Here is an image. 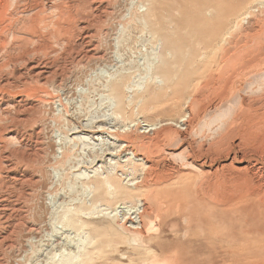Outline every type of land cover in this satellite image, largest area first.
<instances>
[{
	"label": "rangeland",
	"instance_id": "1",
	"mask_svg": "<svg viewBox=\"0 0 264 264\" xmlns=\"http://www.w3.org/2000/svg\"><path fill=\"white\" fill-rule=\"evenodd\" d=\"M131 1L109 0L105 8L94 10L91 0H0L6 11L5 21L0 24V34H2L0 42L4 44L0 49V86L9 83L10 86L6 90L15 95H9L10 99H6L7 101L3 103L0 102V200L5 197L8 200L7 205L9 204L7 206L9 209L0 211L2 215L0 216V244L2 243L0 257L3 255L0 258V264H25L26 261L23 260L29 255L28 253L31 254V245L35 244L34 249H40L36 243L41 234V238H43L50 229L48 220L52 211V207H49L51 206L50 196L57 187L52 172L55 168L65 171V181L73 182L75 186V192L68 190V195L64 198L60 197L59 202L63 198L66 204L72 208L83 204L89 206L90 201H98L100 207L102 205L100 216L97 214L96 217L93 215L84 216L87 222L90 221L97 226L99 222L105 225L119 224L122 222L124 214L129 212V208L133 209L138 204L145 202V205L149 206V208L146 206L145 213L147 212L150 219L156 224L149 233L143 235V242L139 244L141 247L138 243L129 240V236L113 233L112 237H109L112 240L111 243H105L100 249V253L95 250L94 257L90 261L92 264H145L152 260L160 261V259L161 264H165V262L167 264L169 262V264H240V259L246 260L247 264H264V174L256 176L254 171L256 166L264 168V38L260 39V35H264V33L256 32L264 27V6L261 4V6L259 5L261 9L253 8L250 11L251 17L248 18L249 22L253 23H241L237 28L232 29L231 35L227 37V41L221 43L222 45H216L213 36L208 35L210 31L213 34L211 26L208 31V27L202 28L200 25L185 29L182 31L185 33L187 30L183 38L174 41L175 46L181 49L178 50L180 57L176 61L168 56L167 51L169 50L165 47L166 43L164 42L163 53L167 58L164 65H160L156 70L170 76L172 87L157 89V83L151 79L152 74L145 78L144 74L139 75L134 81V91L133 89L126 91L122 84L117 85L116 95L120 101L117 112L119 111L120 115L116 116L114 114L116 108L107 106L98 96L101 83L97 81L98 83L88 85V80L98 68L103 66L102 68L110 72L116 66L117 63L112 58L114 38L120 24L126 21L124 16ZM185 1H158L159 5L153 13L164 14L159 22L152 24L153 28L155 27L158 31L155 34L158 39L163 38L164 33L179 32V25L173 20V17L180 16L181 12H184L186 16L193 13L197 5L195 3L188 4L182 9L180 6ZM109 4L110 6L107 7ZM246 4L245 0L239 4H232V6L242 12L244 10L242 7H245ZM172 6L174 8H171ZM200 17L202 16L198 18ZM136 22L133 20V24H130L133 36L131 37L132 47L127 51L128 54L130 52V55H136L140 49L143 52L146 50L141 47L142 43L137 44L141 29ZM222 30L223 27L219 28L217 33ZM86 33L91 34L89 39L84 38ZM194 34L196 35L194 36ZM232 34H236V37ZM89 40H93V43L97 44H95L96 49L98 45L100 46L97 52L101 55L105 54L104 60L96 61L95 57L84 56L89 45L85 42ZM203 40H211L213 44H204ZM199 41L201 42L199 43ZM204 52L211 54L206 55ZM204 56L208 58L205 59ZM236 58H241L242 61L238 59L242 63L241 66ZM259 59L263 62H260L262 67L257 69L260 73L256 71V68L250 66L251 63H248ZM173 61L176 64L175 68L172 66ZM31 62L47 67L46 82L42 83L41 80L35 79L32 74L26 71ZM126 62L129 63V60ZM237 65L238 67H236ZM129 66L134 67V64L130 63ZM244 66L247 69H244ZM198 68L200 69L198 70ZM244 70H250V72H244ZM251 72L254 73L251 74ZM23 80L25 81L23 82ZM129 80L127 78L124 82H129ZM87 88L94 90V95L91 94L95 101L93 120L96 118L97 120L93 121V124L97 128L102 126L104 130L98 133L82 131L71 135L70 128L75 124L79 127L82 124V126H87V129L91 128L89 124L87 125L84 113L87 108L88 96L83 95L82 97L81 95V91ZM127 92L128 95H132L134 102H127ZM4 93L7 96V92ZM25 94H29L30 97H26ZM18 95H23L32 103L24 113L21 111L27 106H18L12 102L11 98ZM40 96H46L44 98L48 101L46 103L39 102ZM96 96L97 98H94ZM81 110L83 112H80ZM185 116L188 120H185ZM147 123L154 126L159 124L161 128L156 126L157 130L153 134H148L143 132ZM169 127L175 131L176 135L178 134L177 139V136L173 139L166 138L170 143L163 139V133ZM41 128H45L44 130L47 132L42 131ZM27 131L31 133L29 134ZM57 133L61 134L60 136L63 138L68 136L66 137L67 157L62 161L64 167L62 163L57 164L53 160L55 154L59 153L57 146L59 134ZM25 134L27 137L24 136ZM117 134L119 135L117 136ZM127 134H131L133 137L137 136L138 139L146 142L148 152L151 151L147 163L136 161L122 150L121 147L124 143L122 139ZM53 135H56L54 137L56 139L51 138ZM120 136H122L121 139ZM70 137H73V140ZM44 138H47L46 141ZM37 139L38 141H36ZM92 147L94 150L91 149ZM164 149L167 153L163 151ZM156 154L157 156H155ZM260 159L261 161H259ZM146 164L149 165V169H145ZM70 165L72 166L70 167ZM169 165H173L177 170L170 168ZM260 172H264V169H261ZM129 173L132 174L129 175ZM73 174L78 175V178H75V175L73 177ZM100 174L113 182L116 181L115 183L119 185L126 186L127 183H130L137 186L138 189L136 191L127 189L128 194L118 197L110 196L106 187H102L97 193L96 191L92 192L91 196L88 193L85 194L83 187L85 185L102 186L103 180ZM17 176L21 178L19 179ZM96 176L99 179H94ZM158 176L159 178H157ZM39 178L41 179L38 180ZM20 180H22V184ZM47 188L48 190H46ZM119 206H124L126 209L121 210L118 208ZM150 206L153 210L150 209ZM187 206L189 207L186 208ZM151 214L154 218L151 217ZM25 215L26 217H23ZM7 217H11L12 220ZM3 219L6 220L3 221ZM147 222L148 217L145 218V223ZM32 227H35L36 230H33ZM39 227L42 229L40 228V230ZM60 232L62 233V231ZM70 235L75 236V233ZM8 237L12 239L9 240ZM31 237L32 239H30ZM11 241L14 244L13 247H10ZM82 241L80 238L79 244ZM242 244L245 245V252L240 251ZM145 248L154 251L155 256L150 255L148 249ZM231 248L234 249L232 253H230ZM68 253L69 251H66V255ZM57 254V264H65V255ZM8 259L9 261H7Z\"/></svg>",
	"mask_w": 264,
	"mask_h": 264
},
{
	"label": "bare ground",
	"instance_id": "2",
	"mask_svg": "<svg viewBox=\"0 0 264 264\" xmlns=\"http://www.w3.org/2000/svg\"><path fill=\"white\" fill-rule=\"evenodd\" d=\"M93 5H94V10L96 9H99V8H105L108 1L109 0H91ZM115 1V0H114ZM131 1V0H130ZM159 0H135V1H131V3L129 2V7L127 9V13L126 15L124 16L126 21L125 23L123 24H120L118 30H117V34L114 38V50L112 51L113 52V56L112 58L114 59V61L117 63L116 66L114 67V69H112L110 72H108L105 68H98L97 71H95L94 75H92L90 78H89V84H94L95 82H100L101 83V86H100V89H99V92H98V96L101 97L103 99V102L106 103L107 106H111V107H115L116 108V111L114 112V114L116 116H119L120 115V112L118 111L117 112V109L118 107H120V101L118 100V97L116 95L117 93V90H116V86L117 85H123V88L127 91H130L133 89L134 91V81L137 79V77L141 74H144V78L145 77H148V75H151V79L154 80L155 83H157V89H164V88H169V87H172V85L170 84V76H168L167 74H165L164 72H158L156 69H159L158 67L160 65H164V61L165 59L167 58L164 53H163V50H164V42L166 43L165 44V47L168 48L169 51H167V54L168 56H170L172 59L174 58L175 61L177 60L178 57H180V53L178 50H181L180 48L176 47L175 46V43L174 41H178L179 39L183 38L184 34L186 33H183L182 31H184L185 29L189 28V27H192V26H195V25H200V27H208V31L210 30V26L211 28L213 29V34H211V31L208 33L209 36H213V40L215 41L216 45H220L223 41H227V37L229 35H231L230 31H233L232 29L234 28H237L241 23L245 24V22H249L250 20L248 19L249 17H251L250 15L252 14L250 11H252L253 8L255 7H259L261 6V4L264 6V0H246L247 1V4L246 6L242 7L244 8V10L242 12H239L237 9H235L232 4H239L245 0H186L185 3H183L180 7L183 9L186 5L188 4H193L195 3L197 6L196 8L194 9L193 13L190 14L189 16L185 15L184 12H181V15L179 16H175L173 17V20L176 21V23H178L179 25V29L178 31L179 32H167V33H164L163 34V38L161 39H158L155 34H157V29H155V27L153 28V25L154 23L156 22H159L160 19L163 18V15L164 14H155L153 13V11L158 7L159 5ZM125 5V4H124ZM260 5V6H259ZM110 4L107 6L109 7ZM116 6V5H115ZM127 7V6H126ZM178 7V6H177ZM238 7V6H237ZM171 8H174V6H172ZM11 9V8H10ZM89 9V8H88ZM109 9V8H108ZM111 9V8H110ZM102 10V9H101ZM114 10V9H112ZM177 10V8H176ZM40 11V10H39ZM110 11V10H109ZM115 11V10H114ZM138 11V13H136ZM189 11V10H188ZM162 12V11H161ZM260 12V10H259ZM111 13V12H110ZM258 13V12H257ZM256 13V14H257ZM5 14H6V11L4 10L3 8V4L0 2V24L1 23H4L5 21ZM8 14V13H7ZM108 14V13H107ZM113 14V13H112ZM261 14V13H260ZM40 15V14H39ZM116 15V14H114ZM255 15V14H254ZM253 15V16H254ZM119 16V15H118ZM199 16H202L200 18H198ZM257 16V15H256ZM259 16V15H258ZM122 17V16H121ZM263 17V16H262ZM261 17V18H262ZM123 18V17H122ZM121 18V20H122ZM255 18V17H254ZM260 18V17H259ZM252 19V18H250ZM33 20V19H32ZM89 20V19H88ZM124 20V19H123ZM133 20H136V24L138 23L139 24V27L141 29V33H140V36H138V42L137 44L139 43H142L141 47L145 48V52H143V50H139L136 55H130V52L129 54L127 53V51L130 49L131 46V37L132 36V32H131V23L133 22ZM171 20V18H170ZM169 20V21H170ZM37 21V20H36ZM93 21V20H92ZM244 21V22H243ZM34 23V21H33ZM122 23V22H121ZM250 23V22H249ZM249 23H248V26H249ZM253 23V22H251ZM250 23V24H251ZM133 24V23H132ZM167 24V23H166ZM85 26V25H84ZM133 26V25H132ZM136 27V26H135ZM138 27V26H137ZM136 27V28H137ZM138 27V28H139ZM172 27V26H171ZM223 27V30L220 31L219 33H217V30L219 28ZM241 27H243L241 25ZM251 27V26H250ZM2 28V27H1ZM7 28V27H6ZM3 29V28H2ZM155 29V30H154ZM163 29V28H162ZM231 29V30H230ZM246 29V28H245ZM257 29V28H256ZM1 30V29H0ZM108 30V29H107ZM137 30V29H135ZM139 30V29H138ZM172 30V29H171ZM174 30V29H173ZM206 30V29H205ZM237 30V29H236ZM264 27L260 28L259 30H257L256 32L257 33H264ZM88 31V30H87ZM134 31V30H132ZM140 31V30H139ZM248 31V30H247ZM84 32V31H83ZM135 32V31H134ZM239 32V31H238ZM94 33V32H93ZM113 33V32H112ZM230 33V34H229ZM234 33V32H232ZM134 34V33H133ZM137 34V33H136ZM240 34V33H239ZM2 35V34H0ZM95 35V34H94ZM196 34H194L195 36ZM235 37H236V34H234ZM232 34V36H234ZM238 35V34H237ZM257 35V34H256ZM91 36L90 33H86L84 38H87L89 39ZM103 36V35H102ZM189 36V34H188ZM1 37V36H0ZM135 37V36H134ZM247 37V36H246ZM261 38H264V35H260V39ZM93 39V38H92ZM189 39V38H188ZM229 39V38H228ZM237 39V38H235ZM234 39V40H235ZM82 40V39H81ZM84 40V39H83ZM102 40V39H101ZM135 40V38H134ZM231 40V39H230ZM2 41V40H1ZM76 41V40H75ZM80 41V40H79ZM5 42V41H4ZM81 42V41H80ZM107 41L105 40V43ZM201 41H199L200 43ZM236 42V41H235ZM257 42V41H256ZM85 43H89L88 45V50H86V52L84 53V56H86L87 58H90V57H95L94 59L97 61H99V59H103L104 60V55H101L100 53L97 52V49L100 47L99 45L97 46V49H96V43H93V40H89V41H86ZM99 43V42H98ZM101 43V42H100ZM203 43L204 44H213L211 42V40H207V41H204L203 40ZM218 43V44H217ZM224 43V42H223ZM244 43V42H243ZM251 43V42H250ZM96 44V45H95ZM134 44V43H133ZM187 44V43H186ZM189 44V43H188ZM193 44V43H192ZM198 44V43H197ZM231 43L229 42V45ZM238 44V43H237ZM190 45V44H189ZM222 45V44H221ZM251 45V44H250ZM258 45V44H257ZM4 46L3 42H0V49H2V47ZM43 46V45H42ZM135 46V45H133ZM45 47V45H44ZM187 47V46H186ZM196 47V46H195ZM214 47L215 44H214ZM244 47V46H243ZM81 48V47H80ZM109 48V47H108ZM135 48V47H134ZM137 48V47H136ZM191 48V47H190ZM209 48V47H208ZM213 48V47H212ZM211 48V49H212ZM252 48V47H251ZM23 49V48H22ZM85 49V48H84ZM101 49V48H100ZM205 49V48H203ZM217 49V47H216ZM224 49V48H223ZM242 49V48H241ZM40 50V49H39ZM42 50V49H41ZM192 50V48H191ZM252 50V49H251ZM46 51V50H45ZM77 51V50H76ZM204 51V50H203ZM232 51V50H231ZM71 52V51H70ZM100 52V51H99ZM106 52V51H105ZM111 52V53H112ZM192 52V51H191ZM190 52V53H191ZM210 52H212L210 50ZM257 52V51H256ZM104 53V52H103ZM183 53V52H182ZM206 53V52H204ZM209 53V52H208ZM250 53V52H249ZM80 54V53H79ZM186 54H188L186 52ZM211 54V53H210ZM210 54H207L206 55H210ZM204 55V54H203ZM29 56V55H28ZM109 56V55H108ZM132 56V58L130 59V57ZM189 56V55H188ZM43 57V56H42ZM82 57V56H81ZM190 57V56H189ZM205 57V56H204ZM238 57V56H237ZM46 58V57H45ZM208 58V57H205V59ZM248 58V57H247ZM251 58V57H250ZM30 59V58H29ZM35 59V58H34ZM107 59V58H106ZM197 59V58H196ZM195 59V60H196ZM199 59V58H198ZM201 59V58H200ZM234 59V57H233ZM239 59V58H238ZM236 58V60H238ZM241 59V58H240ZM239 59V60H240ZM258 59V58H257ZM109 61V59H107ZM129 60V63L126 62ZM204 59H202L203 61ZM238 60V61H239ZM250 60V59H249ZM248 60V61H249ZM253 60V59H252ZM261 59L259 60H255V61H249L248 63H251L250 66L252 68H256V71L258 68L262 67V64L260 62ZM200 61V60H199ZM205 61V60H204ZM235 61V60H234ZM237 61V62H238ZM242 61V60H240ZM239 61V63H240ZM38 62V61H37ZM174 62V61H173ZM28 63V62H27ZM46 63V61H45ZM71 63V62H70ZM87 63V62H86ZM108 63V62H107ZM134 64V67H130L129 64ZM190 63V62H188ZM194 63V62H193ZM236 64V62H234ZM263 63V62H262ZM221 64V63H220ZM242 63H240L239 66H241ZM175 62L172 64V66H174L175 68ZM182 65V64H181ZM195 65V63H194ZM238 65L236 67H238ZM264 65V64H263ZM49 66V65H48ZM88 66V65H87ZM101 66V65H100ZM179 66V65H177ZM187 66V65H186ZM189 66V65H188ZM233 66V65H231ZM90 67V66H89ZM181 67V66H180ZM179 67V68H180ZM235 67V66H234ZM245 67V66H244ZM243 67V68H244ZM76 68V67H75ZM78 68V67H77ZM230 68V67H229ZM64 69V68H63ZM81 69V68H80ZM200 68H198L199 70ZM244 69H247L246 67ZM251 69V68H250ZM51 70V69H50ZM73 70V69H72ZM79 70V69H78ZM165 70V69H164ZM262 70V69H261ZM264 70V69H263ZM30 74H32V77H34L35 79L37 80H41V82L43 83L44 81L46 82V79H47V67L45 65H40L39 63L38 64H35V63H30L27 70ZM173 71V70H172ZM253 71V70H251ZM94 72V71H93ZM154 72V73H153ZM241 72V71H240ZM244 72H250V70H244ZM259 72V71H257ZM52 73V72H51ZM75 73V71H74ZM170 74H172L171 72H168ZM178 73V72H177ZM254 73V72H253ZM251 72V74H253ZM260 73V72H259ZM179 74V73H178ZM242 74V72H241ZM258 74V73H257ZM50 75V73H49ZM56 75V74H54ZM58 75V74H57ZM72 75V74H71ZM177 75V74H176ZM256 75V74H255ZM264 75V74H263ZM86 76V75H85ZM175 76V75H174ZM29 77V76H28ZM75 77V76H74ZM26 78V77H25ZM71 78V77H69ZM130 79L129 82H124L126 79ZM28 79V78H27ZM33 79V78H32ZM100 79H102L100 81ZM148 80V78H146ZM26 80V79H25ZM23 80V82L25 81ZM62 80V79H61ZM15 81V80H14ZM173 81V79H172ZM6 82V81H5ZM21 82V81H19ZM97 82V83H98ZM61 83H63V81H61ZM73 83V82H72ZM173 83V82H172ZM234 83V82H233ZM245 83V82H244ZM3 84V83H2ZM6 84V83H5ZM51 84V83H50ZM59 84V83H58ZM74 84V83H73ZM162 84V85H161ZM174 84V83H173ZM4 85V84H3ZM87 85V86H88ZM10 84L7 83L6 85L4 86H0V102H6L10 96H15L14 93L13 94H10L11 92L10 91H7V87H9ZM25 86V85H24ZM55 86V85H54ZM61 86V85H60ZM65 86V85H64ZM69 86V85H68ZM63 87V86H61ZM85 87V86H84ZM21 88V87H20ZM56 88V87H55ZM66 88V87H65ZM75 88V87H73ZM93 88V87H92ZM12 89V87H11ZM57 89V88H56ZM63 89V88H62ZM14 90V89H13ZM64 90V89H63ZM62 90V91H63ZM82 90V89H81ZM96 90V89H95ZM45 91V90H44ZM93 91L91 88H87L85 90H82L81 91V95L83 97V95H86V97L88 96L87 98V103H86V110L84 111L85 113V116H86V120H87V125L89 124L91 128H86L87 126H73L70 128V131H71V135L73 134H77V133H81L82 131H87V132H100V131H103L104 128L102 126H99L98 128L93 124V121L96 122L97 118L95 120L94 119V112H93V107H94V103L95 101H93L92 99V96L91 94H93ZM157 91V90H156ZM171 91V89H170ZM4 92H7V96H6V93ZM66 92V91H64ZM132 93V92H131ZM68 94V93H67ZM71 94V93H69ZM129 93L127 92V102L129 101L130 103L131 102H134V100L132 99V95H128ZM133 94V93H132ZM186 94V93H185ZM44 95V94H43ZM79 95V93H78ZM94 95V94H93ZM96 95V94H95ZM26 97H30L29 94H25ZM145 96V95H144ZM38 97V96H37ZM46 96H40L39 97V102L41 103H46L48 100L46 98H44ZM81 97V98H82ZM53 98V97H52ZM73 98V97H72ZM75 98V97H74ZM94 98H97L94 97ZM10 99V98H9ZM13 101V103L17 104L18 106H27L24 108V110L21 111V113L24 111L27 110V108L30 106V104H32L31 102H29V100H27L23 95H18L14 98H11ZM34 99V98H32ZM79 99H80V96H79ZM36 100V98H35ZM195 100V99H194ZM67 101V100H66ZM74 101V99H73ZM139 101V100H138ZM190 101V100H189ZM38 102V103H39ZM64 102V101H63ZM78 102V101H76ZM80 102V101H79ZM68 103V102H67ZM74 103V102H73ZM139 103V102H138ZM57 104V103H56ZM62 104V103H61ZM66 104V102H65ZM79 104V103H78ZM153 104V103H152ZM194 104V103H193ZM218 104V103H217ZM40 105V103H39ZM42 105V104H41ZM44 105V104H43ZM69 105V104H68ZM138 105V104H137ZM46 106V105H45ZM62 106V105H61ZM70 106V105H69ZM36 107V106H35ZM137 107V106H136ZM221 107V106H220ZM18 108V107H17ZM30 108V107H29ZM28 108V109H29ZM31 108H34L31 106ZM75 108V107H74ZM108 108V107H107ZM14 109V108H13ZM57 109V108H56ZM62 109H64L62 107ZM61 109V110H62ZM96 109V108H94ZM5 110V109H4ZM21 110V109H20ZM33 110V109H32ZM150 110V109H149ZM198 111V110H197ZM72 112V111H71ZM80 112H83L82 110ZM199 112V111H198ZM21 113H18V114H21ZM29 113V112H28ZM31 113V112H30ZM64 113V112H63ZM67 113V112H66ZM76 113V112H75ZM74 113V114H75ZM69 114V113H68ZM193 114V112H192ZM201 115V113H199ZM38 115V114H37ZM71 115V114H70ZM114 115V116H115ZM142 115V114H140ZM196 115V113H195ZM200 115H198L200 117ZM20 116V115H19ZM60 116V115H59ZM63 116V115H61ZM145 116V115H144ZM188 116V115H187ZM194 116V115H193ZM30 117V116H29ZM33 117V115H32ZM40 117V116H39ZM53 117V116H52ZM65 118V116H63ZM16 118V117H15ZM18 118V117H17ZM137 118V117H136ZM166 118V117H165ZM171 118V117H170ZM197 118V117H196ZM21 119V118H20ZM31 119V118H30ZM99 119V117H98ZM110 119V118H109ZM135 119V118H134ZM193 119V118H192ZM198 119V118H197ZM17 120V119H16ZM19 120V118H18ZM17 120V121H18ZM25 120H28L25 118ZM52 120V119H51ZM81 120V119H80ZM168 120V119H167ZM171 120V119H170ZM185 120H188L186 119V116H185ZM13 121V120H11ZM22 121V120H21ZM29 121V120H28ZM50 121V120H49ZM48 121V122H49ZM143 121V120H142ZM145 121V120H144ZM147 121V120H146ZM191 121V120H190ZM193 121V120H192ZM15 122V121H14ZM32 122V121H31ZM40 122H41V119H40ZM44 123H46L45 121H43ZM51 122V121H50ZM134 122V121H133ZM148 122V121H147ZM154 122V121H153ZM185 122V121H184ZM183 122V123H184ZM19 123V122H18ZM39 123V121H38ZM42 123V122H41ZM92 123V124H91ZM151 123V122H150ZM189 123V122H188ZM193 123V122H192ZM16 124V123H15ZM20 124V123H19ZM134 124V123H133ZM169 124V123H168ZM167 124V125H168ZM22 125V123H21ZM20 125V126H21ZM35 125V124H34ZM41 125V124H40ZM42 125L44 126V124L42 123ZM47 125V124H46ZM132 125V124H130ZM13 126V125H12ZM15 126V125H14ZM13 126V127H14ZM26 126V125H25ZM52 126V125H51ZM50 126V127H51ZM104 126V125H103ZM108 126V125H107ZM156 126H159L160 125H156ZM156 126L154 125H151L149 123H147L145 125V129L143 132H146L148 134H153V132H155L157 130ZM164 126V125H163ZM12 127V128H13ZM22 127H24L22 125ZM35 128V126H33ZM46 127V126H45ZM59 127V126H58ZM129 127V126H128ZM127 127V128H128ZM133 127H135L133 125ZM16 128V127H15ZM20 128V127H19ZM52 128V127H51ZM55 128V127H54ZM80 128V129H79ZM161 128V127H160ZM45 129V128H44ZM44 129L41 128V130L43 131ZM59 129V128H58ZM129 129V128H128ZM134 129V128H133ZM142 129V128H141ZM140 129V130H141ZM165 129V128H164ZM11 130V129H10ZM9 130V131H10ZM21 130V128H20ZM19 130V131H20ZM40 130V131H41ZM61 130V128H60ZM108 131V129H105ZM117 130V129H116ZM127 130V129H126ZM143 130V129H142ZM34 132V129L32 130ZM39 131V130H38ZM46 131V130H44ZM50 131V130H48ZM68 131V130H67ZM122 131V130H121ZM125 131V130H124ZM28 132V131H27ZM47 132V131H46ZM53 132V131H52ZM116 132V131H114ZM123 132V131H122ZM29 133V132H28ZM31 133V132H30ZM29 133V134H30ZM41 133V132H40ZM56 133V132H55ZM69 133V132H68ZM86 133V132H85ZM134 133V132H133ZM136 133V132H135ZM140 133V132H139ZM142 133V132H141ZM6 134V133H5ZM37 134V133H36ZM43 134V133H42ZM45 134V133H44ZM59 134V133H57ZM56 134V135H57ZM164 134V137L163 139L164 140H167L166 138H169V139H173L176 135L175 131L173 129H171L170 127L166 130L165 132L163 133ZM55 135V136H56ZM61 134H59V137L57 140L58 142V152L57 155L55 154V158L53 159L57 164L59 163H62V161L67 157V147L68 145L66 144V137L68 136H64L65 138H63L62 136H60ZM67 135V134H66ZM93 135V134H92ZM119 134H117L118 136ZM136 135V134H135ZM145 135V134H144ZM180 135V134H179ZM24 136L27 137V135L25 134ZM23 136V137H24ZM32 136V135H31ZM30 136V137H31ZM34 136V135H33ZM38 136V135H37ZM40 136V135H39ZM38 136V137H39ZM42 136V135H41ZM53 135V137L51 138H54L55 137ZM78 136V135H77ZM80 136V135H79ZM149 136V135H148ZM153 136V135H152ZM82 137V136H81ZM98 137V136H97ZM122 136H120V139H121ZM42 138V137H41ZM71 138V137H70ZM73 138V137H72ZM71 138V139H72ZM139 137L137 136H132L131 134H127V136L124 137V139H122L124 141L123 145H122V150L128 154V155H131V158H134L136 159V161L138 162H141V163H147L149 161V158H150V153L148 152V146L145 145L146 142L138 139ZM154 138V137H153ZM178 138V136L176 137V139ZM33 139V138H31ZM45 141L47 138H44ZM56 139V138H54ZM144 139V138H143ZM147 139V138H146ZM18 140V139H17ZM52 140V139H51ZM73 140V139H72ZM158 140H161V139H158ZM157 140V141H158ZM33 141V140H32ZM38 141V139L36 140ZM40 141V140H39ZM42 141V140H41ZM49 141V140H48ZM54 141V140H53ZM155 141V140H154ZM56 142V140H55ZM77 142V141H76ZM79 142V141H78ZM160 142V141H159ZM165 142V141H164ZM167 142H169L167 140ZM32 143V142H31ZM37 143V142H36ZM35 143V144H36ZM43 143V142H41ZM80 143V142H79ZM86 143V142H85ZM84 143V144H85ZM155 143V142H154ZM170 143V142H169ZM34 144V145H35ZM39 144V143H37ZM45 144H47L45 142ZM52 144V143H51ZM71 144V143H70ZM150 144V143H149ZM152 144V143H151ZM156 144V143H155ZM166 144V142H165ZM26 145V144H25ZM41 145V144H40ZM50 145V144H49ZM54 145V144H53ZM79 145V144H78ZM82 145V144H81ZM157 145V144H156ZM47 146V145H46ZM169 146V145H168ZM167 146V147H168ZM172 146V145H171ZM70 147V146H69ZM157 147V146H156ZM155 147V148H156ZM38 148V147H37ZM40 148V146H39ZM160 148V147H159ZM175 148V147H174ZM2 149V148H1ZM7 149V148H6ZM12 149V148H10ZM21 149V148H20ZM41 149V148H40ZM39 149V150H40ZM56 149V148H55ZM70 149V148H69ZM92 150H94V148L92 147L91 148ZM110 149H112L110 147ZM168 149V148H167ZM30 150V149H29ZM43 150V149H42ZM45 150V149H44ZM81 150V149H80ZM5 151V150H4ZM37 151V150H35ZM112 151V150H111ZM164 152L166 151L165 149L163 150ZM38 152V151H37ZM204 152V151H203ZM33 153V152H32ZM40 153V152H39ZM38 153V154H39ZM77 153V152H76ZM158 153V152H157ZM167 153V151L165 152ZM185 153V152H184ZM47 154V153H46ZM49 154V153H48ZM71 154V153H70ZM109 154V153H108ZM112 154V153H111ZM123 154V153H122ZM160 154V153H159ZM158 154V155H159ZM264 154V153H263ZM14 155V154H13ZM13 155L11 156V158L13 157ZM29 155V154H28ZM35 155V154H34ZM127 155V156H128ZM8 156V155H6ZM36 156V155H35ZM114 156V155H113ZM118 156V155H117ZM123 156V155H121ZM153 156V155H151ZM157 156V154L155 155ZM162 156V154H161ZM32 157V155H31ZM76 157H78V155H76ZM81 157V156H80ZM160 158V157H159ZM264 158V157H263ZM67 160V159H66ZM107 160V159H105ZM263 160V159H262ZM11 161V160H10ZM31 161V160H30ZM261 161V159L259 160ZM69 162V161H68ZM67 162V163H68ZM15 163V162H14ZM53 163V162H52ZM66 163V164H67ZM154 163V162H153ZM64 164V162L62 163V165ZM69 164V163H68ZM67 164V165H68ZM71 164V163H70ZM79 164V163H78ZM155 164V163H154ZM200 164V163H199ZM75 165V164H74ZM85 165V164H84ZM147 165V164H146ZM202 165V164H201ZM19 166V165H18ZM66 166V165H65ZM72 165H70L71 167ZM149 165L145 166V169L148 168ZM170 168L174 169V166L173 165H169ZM15 167V166H13ZM12 167V168H13ZM60 167V166H59ZM64 167V165H63ZM68 167V166H67ZM75 167V166H74ZM87 167V166H86ZM143 167V166H142ZM141 167V168H142ZM165 167V166H164ZM163 167V168H164ZM17 168V166H16ZM52 168V167H51ZM62 168V167H60ZM93 168V167H92ZM150 168V167H149ZM148 168V169H149ZM156 168V167H154ZM161 168V167H160ZM169 168V167H168ZM182 168V167H181ZM180 168V169H181ZM194 168V167H193ZM8 169V168H7ZM6 169V170H7ZM11 169V167H10ZM9 169V170H10ZM53 169V168H52ZM68 169V168H67ZM76 169V168H75ZM91 169V168H90ZM144 169V168H143ZM159 169V168H158ZM219 169V168H218ZM252 169V168H251ZM261 169H264V168H261V166H256L254 168V171L256 172V176L259 175V176H262L264 174V172H260ZM35 170V169H34ZM70 170V169H69ZM151 170V169H150ZM154 170H157V169H154ZM162 170V169H161ZM167 170V168H166ZM170 170V169H169ZM174 170H177L176 168ZM67 172H71V171H68L66 170ZM73 171V170H72ZM152 171V170H151ZM210 171V170H209ZM252 171V170H251ZM8 172V171H7ZM53 176H54V181H55V185L57 186L56 187V190L54 193L51 194L50 196V205L49 207H52L51 208V213H50V219L49 220V231L47 233H45L46 235L41 238V236L39 237V241L36 243L37 247L40 248V249H34V245L35 244H32L31 245V254L28 253L29 255H27L25 257V260H23L24 262L26 261L25 264H57L56 262V257H57V253H60L61 255H65V264H92L90 261H92V258L94 257V253L96 252L95 250H98V252L100 253L102 249V246L106 244H109L112 242L111 238L109 237H112V234L113 233H119V234H125L127 236H129V240H131L132 242L134 243H138V245L140 243L143 242V235L145 233H149L154 226H156V224H154V221L150 219V215H148V213L146 212L145 213V209L146 206L148 205H145V202H142L140 205L138 204L136 207H133V209L129 208V212L127 211V213L124 214V217H123V220L122 222H119V224H112V223H109V224H101L99 222L98 226L90 221H86L84 218L85 215H93L94 217H96V214L97 216H100V214H102V210H101V207H100V204L97 202H94V201H90V205L86 206V205H80V206H77L75 208H72V207H69L67 204H66V201L63 200L64 197H66L68 195V190H75V186L73 184V182H67L65 181L64 179V175H65V171L59 169V168H55L53 171ZM77 172V171H76ZM83 172V171H82ZM105 172V171H104ZM134 172V171H133ZM171 172V170H170ZM84 173V172H83ZM94 173V172H93ZM162 173H163V170H162ZM166 173V172H165ZM169 173V172H168ZM175 173V172H174ZM178 173V172H177ZM252 173V172H251ZM69 174V173H67ZM106 174V173H105ZM132 174V173H131ZM129 173V175H131ZM138 174V173H137ZM155 174V172H154ZM156 174H159V176H161L160 173H157ZM172 174V172H171ZM24 175V174H23ZM75 175V178L78 176H76V174H73L72 176L74 177ZM101 175V174H100ZM153 175V174H152ZM16 176V175H15ZM25 176V175H24ZM29 176V175H28ZM43 176V175H42ZM67 176V175H66ZM104 176V175H103ZM102 175H101V179L103 180L102 181V186L100 185H85L83 186L84 187V190H85V194L88 193V195L91 196V193L92 192H95L96 193L102 189V187H106L107 191L109 192V195L110 196H124L125 194H128V190H132V191H136L138 188L137 186H133L134 184H130V183H127L126 186L122 185V184H117L115 183L116 181L113 182V180H110L108 178H104ZM118 176V175H116ZM149 176V175H148ZM156 176V175H155ZM159 176L157 178H159ZM165 176V175H164ZM163 176V177H164ZM168 176V174H167ZM166 176V177H167ZM173 176V175H172ZM18 177V176H17ZM81 177V176H79ZM119 177V176H118ZM151 177V176H150ZM165 177V179H166ZM170 177V175H169ZM168 177V179H169ZM19 178V177H18ZM21 178V177H20ZM19 178V179H20ZM67 178V177H65ZM78 178V177H77ZM120 178V177H119ZM41 178H39L38 180H40ZM68 179V178H67ZM69 179L71 180L70 176H69ZM94 179H99V177H94ZM127 179V178H126ZM151 179H153L151 177ZM155 179V178H154ZM164 179V180H165ZM256 179V177H255ZM254 179V180H255ZM18 180V179H17ZM86 180V179H84ZM147 180H150V179H147ZM157 180V179H155ZM154 180V181H155ZM161 180V178H160ZM246 180V179H245ZM22 180H20L21 182ZM79 181V180H78ZM83 181V180H82ZM135 181V180H134ZM240 181V180H239ZM237 182V181H236ZM15 183V182H14ZM24 183V182H23ZM133 183V182H132ZM148 183V182H146ZM150 183V182H149ZM264 183V182H263ZM22 184V182H21ZM37 184V183H36ZM39 184V183H38ZM50 184V183H49ZM94 184V183H93ZM239 184V183H238ZM27 185V184H26ZM40 185V184H39ZM77 185V184H76ZM235 185V184H234ZM258 186V185H257ZM260 186V184H259ZM48 187V186H47ZM245 187V186H244ZM9 188V187H8ZM35 188V187H34ZM33 188V189H34ZM41 188V187H40ZM111 188H113V190H110ZM6 189V188H5ZM11 189V188H10ZM128 189V190H127ZM13 190V189H12ZM48 190V188L46 189ZM45 190V191H46ZM89 190V192H88ZM110 190V191H109ZM246 190V189H245ZM254 190V189H253ZM14 191V190H13ZM31 191V190H30ZM38 191V190H37ZM43 191V190H42ZM54 191V190H53ZM235 191V190H234ZM239 191V190H238ZM23 192V191H22ZM34 192V191H33ZM52 192V191H51ZM75 192V191H74ZM244 192V191H243ZM1 193V192H0ZM7 193V192H6ZM10 193V192H9ZM21 193V192H19ZM17 193V194H19ZM45 193V192H44ZM50 193V191H49ZM48 193V194H49ZM240 193V192H239ZM237 193V194H239ZM12 194V193H11ZM15 194V192H14ZM42 194V193H41ZM108 194V193H107ZM252 194V193H251ZM1 195V194H0ZM21 195V194H19ZM19 195H18V198H19ZM226 195V194H225ZM236 195V194H235ZM24 196V195H23ZM62 201L59 202L58 199H60V197H62ZM7 197V196H6ZM29 197V196H28ZM70 197V196H69ZM116 197V198H117ZM24 198V197H23ZM68 198V197H67ZM72 198V197H71ZM47 199V198H46ZM144 199V198H143ZM21 200V199H20ZM23 200V199H22ZM26 200V199H25ZM24 200V201H25ZM49 200V198H48ZM47 200V201H48ZM67 200V199H66ZM7 198H2L0 200V211H3L5 209H9L7 208ZM27 202V201H26ZM148 202V201H147ZM6 203V204H5ZM25 203V202H24ZM28 203V202H27ZM121 203V202H120ZM16 204V203H15ZM129 204V202H128ZM26 205V204H25ZM49 205V204H48ZM119 205V204H118ZM116 205V206H118ZM151 205V204H150ZM24 207V205H22ZM21 206V207H22ZM105 206V205H104ZM161 206V204H160ZM13 207V206H12ZM28 207V206H27ZM100 207V208H99ZM151 207V206H150ZM189 206H187L186 208H188ZM16 208V207H15ZM29 208V207H28ZM119 209L121 210H124L126 209V207H122V206H119L118 207ZM149 208V206H148ZM155 208V207H154ZM161 208V207H159ZM18 209V207L16 208ZM21 209H24V208H21ZM150 209L153 210V208L151 207ZM12 210V209H11ZM27 210V208H26ZM120 210V211H121ZM254 210V209H253ZM15 211V210H14ZM19 211V210H17ZM24 211V210H23ZM22 211V212H23ZM109 211V210H108ZM147 211V210H146ZM5 212V211H4ZM12 212V211H11ZM10 212V214H11ZM28 212V210H27ZM104 212V211H103ZM107 212V211H106ZM189 212V211H188ZM1 213V212H0ZM6 213V212H5ZM15 213V212H14ZM25 213V212H24ZM49 213V212H48ZM150 213V211H149ZM176 213V212H175ZM9 214V215H10ZM26 214V213H25ZM29 214V213H28ZM20 215V214H19ZM33 215V214H32ZM105 215V214H104ZM0 216H2L0 214ZM28 216V215H27ZM121 216V215H120ZM261 216V215H260ZM12 217V216H11ZM11 217H7V218H10ZM20 217V216H19ZM23 217H26L23 216ZM92 217V216H90ZM148 217V222L145 223V218ZM151 217L152 214H151ZM214 217V216H213ZM264 217V216H263ZM154 218V217H153ZM122 219V218H121ZM264 219V218H263ZM6 220V219H3V221ZM12 220V219H11ZM190 220V219H188ZM255 220V219H254ZM259 220V218H258ZM260 221V220H259ZM17 222V221H16ZM188 222V221H187ZM186 222V223H187ZM7 223V222H6ZM12 223V222H11ZM44 223V222H43ZM243 223V221H242ZM16 224V223H15ZM175 224V223H174ZM6 225V224H5ZM12 225V224H10ZM14 225V223H13ZM25 225V224H24ZM27 225V224H26ZM32 225V224H31ZM35 225V224H34ZM101 225V226H99ZM42 226V225H40ZM9 227V226H8ZM7 227V228H8ZM145 227V228H144ZM227 227V226H226ZM6 228V229H7ZM14 226H13V230H14ZM33 230H36L35 227H32ZM30 228V229H32ZM41 227H39L40 229ZM232 228V227H231ZM234 228V227H233ZM232 228V229H233ZM258 228V227H257ZM42 229V228H41ZM40 229V230H41ZM261 229V228H260ZM29 230V229H28ZM38 230V229H37ZM46 230V229H45ZM144 230V231H143ZM249 230V229H248ZM258 230V229H257ZM2 231V230H1ZM9 231V230H8ZM17 231V230H16ZM32 231V230H31ZM47 231V230H46ZM62 231V233L60 232ZM231 231V230H230ZM261 231V230H260ZM18 232V231H17ZM35 232V231H34ZM33 232V233H34ZM37 232V231H36ZM61 233V234H60ZM68 233V234H67ZM72 233H75V236H71L70 234ZM60 234V235H59ZM94 234V235H93ZM7 235V234H6ZM16 235V233H15ZM14 235V236H15ZM13 236V235H12ZM11 236V237H12ZM18 236V235H17ZM35 236V235H34ZM228 236V235H226ZM254 236V235H253ZM4 237V236H3ZM224 237V236H223ZM263 237V236H262ZM9 238V237H8ZM14 238V237H13ZM35 238V237H34ZM56 238H59L58 240ZM80 238H82V242L79 244L80 242ZM12 238H9V240H11ZM32 239V237L30 238ZM38 239V238H37ZM85 239V240H84ZM4 240H6V238H4ZM8 240V239H7ZM60 240V241H59ZM234 240V239H232ZM242 240V239H241ZM13 241V240H12ZM12 241L10 242V247L14 244H12ZM15 241V240H14ZM2 242V241H1ZM8 242V241H7ZM257 243V242H256ZM261 243V242H259ZM2 244V243H1ZM0 244V245H1ZM9 244V243H7ZM9 246V245H8ZM13 247V246H12ZM21 247V245H20ZM139 247H141V245H139ZM6 248V247H5ZM12 249V248H11ZM71 249V250H70ZM146 250L148 249V253L150 255H153L155 256V252L150 250L149 248H145ZM231 252H233V248H231ZM245 249V245L242 244L240 246V251H244ZM3 250V249H2ZM18 250V249H17ZM28 251V250H27ZM66 251H69V253L66 255ZM236 251V250H235ZM245 252V251H244ZM5 253V252H4ZM26 253V252H25ZM249 253V252H248ZM211 254V253H210ZM236 254V253H235ZM8 255V254H7ZM176 255V254H175ZM250 255V254H249ZM6 256V255H5ZM172 256V255H171ZM263 256V255H262ZM3 257V255H2ZM0 257V258H2ZM8 257V256H7ZM43 257V258H42ZM20 258V257H19ZM24 258V257H23ZM167 258V257H166ZM170 258V257H169ZM168 258V259H169ZM22 259V258H21ZM164 260H165V257H164ZM170 260V259H169ZM172 260V258H171ZM9 261V259L7 260ZM11 261V260H10ZM20 261V260H19ZM67 261V262H66ZM168 261V260H167ZM259 261V260H257ZM162 261L160 259V261L158 260H152L150 261L149 263H145V264H161ZM164 262V261H163ZM173 262V261H172ZM171 262V263H172ZM170 263V262H169ZM168 263V264H169ZM8 264V263H7ZM164 264V263H163ZM165 264H167L165 262ZM173 264V263H172ZM175 264V263H174ZM240 264H247L246 263V260H241L240 259Z\"/></svg>",
	"mask_w": 264,
	"mask_h": 264
}]
</instances>
